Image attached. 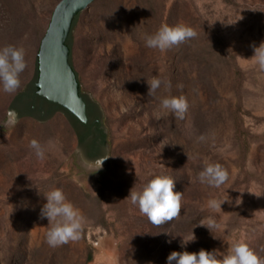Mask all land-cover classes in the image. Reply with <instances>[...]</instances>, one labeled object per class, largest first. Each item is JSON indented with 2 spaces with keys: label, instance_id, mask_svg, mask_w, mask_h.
<instances>
[{
  "label": "rangeland",
  "instance_id": "rangeland-1",
  "mask_svg": "<svg viewBox=\"0 0 264 264\" xmlns=\"http://www.w3.org/2000/svg\"><path fill=\"white\" fill-rule=\"evenodd\" d=\"M60 1L0 0V48L22 47L27 63L16 93L0 86V264H167L173 251L223 252L233 240L264 258V72L250 60L264 42V0H96L77 15L70 62L80 93L103 111L109 146L95 173L61 112L43 123L9 112L33 78ZM161 25H186L197 36L165 52L147 48L143 35ZM153 78L171 87L147 95ZM181 95L183 120L156 119L162 98ZM208 164L229 173L219 188L198 181ZM156 175L183 193L180 216L160 226L126 199ZM54 189L88 222L79 241L55 248L41 219L43 193ZM212 199L225 200L221 210L208 208ZM209 218L213 233L200 225ZM192 231L197 240L181 247Z\"/></svg>",
  "mask_w": 264,
  "mask_h": 264
},
{
  "label": "clouds",
  "instance_id": "clouds-1",
  "mask_svg": "<svg viewBox=\"0 0 264 264\" xmlns=\"http://www.w3.org/2000/svg\"><path fill=\"white\" fill-rule=\"evenodd\" d=\"M196 36L197 33L186 25H161L156 32L144 34L142 39L147 48L165 52ZM250 60L261 72H264V42H261L258 47L254 46V55ZM26 67L25 51L22 47L6 45L0 48V86L5 93L13 94L18 91L21 86L20 75ZM147 83L149 86L147 95H153L162 83L168 88L171 87L170 82H164L159 78L147 80ZM188 106L187 99L183 95L167 96L162 98L160 110L154 115L156 119H160L163 115L170 113L177 120H183ZM199 139L202 140L204 137L201 136ZM30 147L38 158H45V147L40 142L34 139ZM106 158L107 156L98 159L89 172L95 173L101 170L103 159ZM228 178L229 173L219 164L206 165L198 175L199 183L213 188H219L227 182ZM174 187L173 178L156 175L141 190L137 191L133 187L126 199H130L133 205L138 206L140 214L146 216L151 224L160 226L165 222L173 221L181 214L183 193L174 191ZM43 195L47 203L41 209V219L46 218L50 226L46 233L47 244L55 248L79 241L88 223L86 218L67 200L62 190L54 189ZM224 201L209 200L208 208L221 210V204ZM200 225L208 228L211 233L218 228L211 218L207 223L201 222ZM181 237V247H186L188 243L197 240L193 231L187 237ZM213 237L216 238L214 235ZM227 245V249L223 252L219 249L208 251L203 248L198 252L173 251L167 257V264H173V262L175 264H264V258L258 256L247 242L233 240L227 242Z\"/></svg>",
  "mask_w": 264,
  "mask_h": 264
},
{
  "label": "water",
  "instance_id": "water-1",
  "mask_svg": "<svg viewBox=\"0 0 264 264\" xmlns=\"http://www.w3.org/2000/svg\"><path fill=\"white\" fill-rule=\"evenodd\" d=\"M95 1L96 0H61L55 6L50 23L41 40L36 56L33 78L25 86L24 92L18 94L9 106V112H12L13 117L20 118V116L16 114L15 107H19L18 102L21 100L20 97L24 94L26 95V93H28V95L29 93H33L35 84V96L67 112L78 120L81 125L86 126L88 124L86 104L79 94V85L77 77L69 62L70 51L66 46V42L71 32L74 19L81 12L89 8ZM82 95L92 101L90 96L86 94ZM93 103L99 108L101 118L100 129L104 134L105 144L100 155L95 159H88L84 153L79 150L84 159L91 163L107 156L109 150V146L106 142L107 130L102 124L104 118L103 111L98 103ZM56 111L44 120H40L38 117L33 118L39 123H43L50 119ZM63 111L59 112L66 117L75 131L77 126L73 124L71 118Z\"/></svg>",
  "mask_w": 264,
  "mask_h": 264
},
{
  "label": "flooded vegetation",
  "instance_id": "flooded-vegetation-1",
  "mask_svg": "<svg viewBox=\"0 0 264 264\" xmlns=\"http://www.w3.org/2000/svg\"><path fill=\"white\" fill-rule=\"evenodd\" d=\"M89 105L87 107L86 105V110L89 109L91 110L94 103L90 101L89 99L87 100ZM86 104V103H85ZM19 109H25L26 107H29V110L33 113V116L26 114L25 116L27 117H38V118H46L51 110V107L53 105L49 104L43 99L38 98L37 96L33 95L30 100H20L18 102ZM62 111V110H58ZM16 114L19 115V110H16ZM101 120L95 119L92 121L90 125L86 126H81L77 127L75 130V136L77 140V148L78 150L82 151L84 155L88 159H95L97 158L103 147L100 142V135H101Z\"/></svg>",
  "mask_w": 264,
  "mask_h": 264
},
{
  "label": "trees",
  "instance_id": "trees-1",
  "mask_svg": "<svg viewBox=\"0 0 264 264\" xmlns=\"http://www.w3.org/2000/svg\"><path fill=\"white\" fill-rule=\"evenodd\" d=\"M72 27H73V24H72ZM71 30H72V28H71ZM66 46L68 47V49H69V51H70V56H71V47H70V45H69V37H68V40H67V42H66ZM70 56H69V62H70ZM70 65H71V62H70ZM72 67V66H71ZM36 81H37V78H36ZM35 84H34V87H33V93H29V95H28V93H26V95L24 94L22 97H20L21 98V100H23V101H25V100H30L31 99V97L33 96V95H35L34 94V92H35ZM79 94H80V96L83 98V100H84V102L86 103V105H87V107H88V105H89V103H88V99L85 97V96H83L81 93H80V91H79ZM14 108V107H13ZM20 107H15V109L16 110H19V116L21 117V116H25L26 114H29V115H31V116H33V113L29 110V107H26L25 109H19ZM56 110H62V109H59V108H57V107H55V106H52L51 107V110H50V112H49V114H48V116L46 117V118H39L40 120H44V119H47L48 117H50L51 116V114L54 112V111H56ZM63 111V110H62ZM64 113H66L70 118H71V120H72V122H73V124L75 125V126H77V127H81V126H83V125H81L80 123H79V121L78 120H76L74 117H72L70 114H68L67 112H65V111H63ZM86 116H87V118H88V125H90L91 123H92V121L93 120H95V119H99V120H101V118H100V112H99V108H98V106L94 103V105H93V107H92V109L91 110H89V109H87L86 110ZM104 141H105V137H104V134L102 133V131H101V135H100V142H101V145L103 146V144H104Z\"/></svg>",
  "mask_w": 264,
  "mask_h": 264
}]
</instances>
